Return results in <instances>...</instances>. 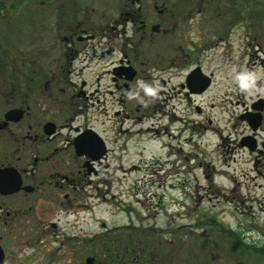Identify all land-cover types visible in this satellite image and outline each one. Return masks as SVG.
Listing matches in <instances>:
<instances>
[{
    "label": "flooded vegetation",
    "instance_id": "af4514ba",
    "mask_svg": "<svg viewBox=\"0 0 264 264\" xmlns=\"http://www.w3.org/2000/svg\"><path fill=\"white\" fill-rule=\"evenodd\" d=\"M117 10L105 24L63 18L61 48L53 55L60 63L6 67L0 85V264H150L153 257L142 256L151 242L147 234L163 229L148 215H129L111 227L99 219L97 232L83 226L78 213L87 197H100L103 183L112 188L124 179L118 170L144 167L142 151L132 153L133 160L124 153L130 145L141 148L148 133L160 156L191 164L204 181L226 178L239 164L247 165L251 180L264 179V95L243 98L233 120L229 112L213 117L214 73L197 50L208 39L195 44L200 25L165 27L166 19L149 16L165 11L156 1L124 0ZM45 18L29 25H44ZM175 30L178 54L160 43ZM88 231L92 239L113 234L98 244L102 256L90 254V262L82 249Z\"/></svg>",
    "mask_w": 264,
    "mask_h": 264
},
{
    "label": "rangeland",
    "instance_id": "374dc122",
    "mask_svg": "<svg viewBox=\"0 0 264 264\" xmlns=\"http://www.w3.org/2000/svg\"><path fill=\"white\" fill-rule=\"evenodd\" d=\"M123 1L31 0L1 10L0 85L7 80L8 66L11 70L22 62L60 63L53 55L61 48L58 37L64 28L63 18L105 24V19L117 15ZM144 1H156L165 10L155 15L151 11L149 16L154 21L166 19L162 23L169 29L177 28L179 23L180 26L199 24L202 28L195 44L201 47L208 39L209 44L197 50L203 64L214 73V85L209 91L214 97L215 105L210 111L213 117L223 119L229 112L232 118L240 110L243 98L256 96L257 92L264 95V0ZM56 12L62 15L57 16ZM37 17H47L44 25H37L42 26L38 29L29 25ZM148 38L156 39V36ZM179 39V31H169L160 43H166L163 49L168 53L178 54ZM105 43L108 42L104 38V47ZM176 81L178 78L171 79L172 83ZM253 87L254 91H249ZM102 127L109 128L110 120L103 119ZM144 138L141 148L130 145L129 152L124 153L126 160H133L132 153L142 151L146 156L142 159L144 167L118 170L117 176L124 179L112 188L109 183H103L99 198L87 197L78 212L83 226L96 228L98 232L99 219L111 227L127 221L129 215H148L151 224L163 229L147 234L151 242L146 247L148 254L142 256L153 257L150 264H264L263 254L253 251L254 248L239 246L232 234L237 233L245 243L264 247V179L251 180L247 165L239 164L235 169H228L226 178L215 176L212 183L209 178L204 181L200 170L191 164L169 163L160 156L159 145L149 133ZM260 183L261 187L256 185ZM93 234L87 232L86 247L82 249L88 257L95 253L102 256L98 244L109 241L113 234L102 238L97 235L95 240L91 238Z\"/></svg>",
    "mask_w": 264,
    "mask_h": 264
},
{
    "label": "trees",
    "instance_id": "16d2710c",
    "mask_svg": "<svg viewBox=\"0 0 264 264\" xmlns=\"http://www.w3.org/2000/svg\"><path fill=\"white\" fill-rule=\"evenodd\" d=\"M31 0H0V15H1V10H5V9H7V7H8V9L9 8H15V5L17 6L18 5V3H21V2H23V4L22 5H24L25 3H28V2H30ZM69 5H67V7H68ZM70 8V7H69ZM60 10V9H59ZM52 13V12H51ZM56 15L57 16H60V15H62V13L60 12H56ZM225 230V229H224ZM227 231H231L230 229H227ZM232 234H233V237H234V239H237L238 240V244H239V246H243L244 245V248H247V249H255V250H253V251H257V252H259L260 254H263L264 255V247H257L256 245H253V244H250V243H245V242H243L242 240H241V238H239V235L237 234V233H235V232H232ZM126 238V237H125ZM152 242H154L153 241V239H152ZM107 249V248H106ZM108 250L109 251H112L113 250V247H108ZM107 257L108 258H114V257H116V255L114 254V253H110L109 255H107Z\"/></svg>",
    "mask_w": 264,
    "mask_h": 264
},
{
    "label": "water",
    "instance_id": "95a60500",
    "mask_svg": "<svg viewBox=\"0 0 264 264\" xmlns=\"http://www.w3.org/2000/svg\"><path fill=\"white\" fill-rule=\"evenodd\" d=\"M91 259H92L91 257H88V258H87V262H90V261H91Z\"/></svg>",
    "mask_w": 264,
    "mask_h": 264
}]
</instances>
